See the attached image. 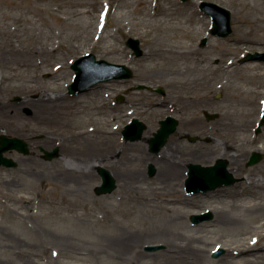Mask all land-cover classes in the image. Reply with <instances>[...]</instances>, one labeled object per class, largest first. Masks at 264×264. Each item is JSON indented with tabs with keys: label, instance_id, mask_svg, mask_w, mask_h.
Returning <instances> with one entry per match:
<instances>
[{
	"label": "rangeland",
	"instance_id": "rangeland-1",
	"mask_svg": "<svg viewBox=\"0 0 264 264\" xmlns=\"http://www.w3.org/2000/svg\"><path fill=\"white\" fill-rule=\"evenodd\" d=\"M146 1L142 10L136 11L140 7V0H98L96 4H93L94 0H0V66L3 68V70L0 68V74L8 78L14 94L21 101L29 102L30 106L25 107L35 111V118L31 119L24 112V105H21L19 134L23 136L24 132L31 131L33 127L37 137L47 133L54 144L61 146V152L65 156L67 154L66 158L64 156L55 158L50 164L44 162V165L49 168L43 166L44 160L39 159L37 155H32L29 157L35 159L34 161L20 160L19 167H6L0 173V226L10 227L23 233V218L12 212L13 208L22 206L20 211L27 212L29 209L34 214L30 224L35 229L43 227L50 236L69 233L79 240L78 243L86 244L88 241L92 242L90 241L92 239L99 242L102 236L108 234V225L116 227L117 223H125L139 226L142 222H151L152 216L163 214L167 204L154 196L151 201L139 200L138 195L145 193L151 195L149 186L155 181L157 173L150 175L149 165H155L151 157L158 155L150 151L149 140L157 132L160 126L159 120L168 113L181 119L196 120L195 127L181 124V127L170 137L176 142L173 146L174 151H184L186 148L185 151L189 153L212 155L217 150L229 151L232 146L225 144L229 141L234 144L240 155L242 151L245 153L252 146H263L260 152L264 154V133H262L264 125L259 133L256 132L264 108V84L255 87L250 100L244 101L240 95L242 94L240 90L242 77L237 71L230 72L227 69L231 61L235 65L251 61L264 63V60L244 61L250 53H264V37H261L262 32L255 28V24L260 20L264 21V9L260 8L261 11L257 12V6H262L264 0H246L256 5L249 10L239 7L240 0ZM203 1L215 2L231 11L233 32L230 35L221 37L212 34L213 20L201 9ZM160 7H163L162 10H159ZM193 12L195 16L190 19ZM163 20L166 23H163ZM105 25L107 27L104 29L102 38L98 39L95 26L102 30ZM181 33L188 34L189 38H180ZM129 37L140 40L144 51L142 56L136 57L132 49L127 46ZM204 38L207 40L205 45H203ZM259 40L263 43H253ZM218 41H221L222 45H219ZM8 42L12 45L11 47L21 51L48 49L53 52L49 56L32 57L34 64L21 65V67L18 62L19 56L8 57L6 58L8 61H2L3 47ZM183 45L197 49L200 56L180 52L179 50L185 49ZM237 47L246 48L237 50ZM169 48L174 51H166ZM156 49L161 51L156 52ZM86 53H93L98 59L125 63L132 67L135 74L130 82L133 85L143 83L154 88L163 87L166 90L165 95L149 89L134 90L132 93L131 98L140 102L139 110L144 113L143 119L148 124V129L141 140L126 141L122 134L128 118L122 114L123 105L121 102H116V96L124 93L126 88L124 83L104 82L110 87L85 97L69 93L68 88L73 82L75 73L71 64ZM58 67H60L59 70H57ZM35 85L42 86V92L50 96L58 95V99L63 94L68 98L71 108L78 106L95 107V109L82 115L74 114L71 108L67 110L60 106L50 108L42 105L33 101L36 97L34 98V94L28 88ZM162 102L166 105L165 107L159 106ZM61 103L62 100L60 105ZM206 112L217 113L223 117L217 121L209 120ZM225 117L230 119L234 125L232 127L236 129L231 128L234 132L224 130L217 133L215 131V128H218L217 122L220 120L225 126L227 122ZM105 121H111V127L105 129L102 124ZM237 128L247 130L248 139L255 140L251 144L246 143L245 134ZM103 129L116 131L115 139L125 152L120 153L116 150L115 154L103 156L100 153L103 149L107 151L103 154H106L113 148L102 146L100 147L102 149H99L92 145L89 147L94 148L96 153L89 157L79 155L76 150H85L83 149L85 141L91 136L99 137L97 132ZM5 130L9 133L11 131ZM13 134L11 131V135ZM208 136H211V139L213 137L215 141L210 143L207 140ZM193 137L197 140H191ZM223 140L224 146L215 145L222 143ZM135 143H141V146L134 147ZM210 145H214V148L210 149ZM220 154L215 156L218 157ZM72 156L85 160L84 164L77 163L81 165L80 172L91 170L97 179L95 176L86 180L82 179L83 182L86 181L82 185L76 181L77 173L66 172L69 167L67 165L80 162L72 161L70 159ZM227 157L225 155L221 158L227 160ZM90 158L100 162L109 161L107 163H110V169L105 168L117 174L116 188L110 192L111 198L115 194L116 199L105 200V205H101L100 200L103 194L99 195L96 192V187L102 183V176L97 173L98 169L93 170L92 166L86 165ZM119 161L121 164L117 165ZM245 166L254 167L255 165L249 166L247 160ZM129 169L138 170L142 176H145L137 179V183H132V187L129 185L131 181L129 179L124 181L122 177ZM58 175L61 176L58 177ZM62 175L73 177V181H63ZM234 176L237 182L224 187L231 188L233 185L245 182L244 175ZM92 180H96L94 184L91 183ZM174 189L181 190L184 194L187 192L185 182ZM172 190L173 188L170 187L169 191ZM138 191H144V193L138 194ZM4 194L12 200L22 196L24 200L29 201V204L13 202L7 196L3 197ZM227 200L226 198H204L201 202L190 204L187 206L189 212L183 222L192 228L212 223L215 216L209 208L213 207V204L216 207H222V205L224 207ZM206 212L212 213L211 218L199 223L193 221L194 215ZM85 213L89 215L88 220L91 221L88 227L80 218H77L78 215L83 216ZM219 235H221L219 232L210 234L212 237ZM3 238L0 237V257L12 258L18 264H26L22 258L23 252L12 247L15 244L14 241ZM214 242L211 257H214L218 249L216 244L218 241ZM148 247H155L157 250L151 251ZM53 248L55 247L50 246L43 251L34 247L31 251L41 254L40 262L46 264L49 261H53L50 264H55L59 257L60 264H93L94 259L90 255L88 257V253L82 249V252L69 251L67 254L71 255V258L68 259L64 255L66 252ZM164 249L163 243H146L143 247L145 252L152 254ZM103 256L104 259H99V262L113 261L110 256L106 254ZM236 262H241L240 258L234 261ZM259 262L264 264L262 260Z\"/></svg>",
	"mask_w": 264,
	"mask_h": 264
},
{
	"label": "bare ground",
	"instance_id": "bare-ground-1",
	"mask_svg": "<svg viewBox=\"0 0 264 264\" xmlns=\"http://www.w3.org/2000/svg\"><path fill=\"white\" fill-rule=\"evenodd\" d=\"M97 2L98 0H94L93 4H96ZM146 2V0H140V7L137 8L136 11H141L143 4ZM238 5L241 9L245 8L247 10L256 7L255 3H249L246 0L238 1ZM162 8L163 7H160L159 10H162ZM260 8L264 9V3L260 7L257 6V12L261 11ZM194 16L195 13L193 12L190 19ZM163 21H161V23ZM169 21H172V19H169ZM163 23H166V21ZM106 27L107 25L100 30L97 26H95L98 39L102 38V34ZM255 28L259 32H262L260 36L264 37V21L260 20L259 23L255 24ZM179 36H181L180 38H189L186 33H181ZM253 43L262 44L263 42L259 40V42L254 41ZM218 44L222 45V42L218 41ZM11 46L10 42H8L3 47L4 60L2 59V61H8L6 60L8 57L19 56V66L34 64L32 57H41V55L49 56L53 52L48 49H42L41 51L27 49L25 51H21ZM182 47H185V49L179 50L180 52L200 56L197 49L187 48L184 45ZM245 48L246 47H237L236 49L244 50ZM160 51L161 49H156V52ZM166 51L173 52L174 50L169 48L166 49ZM59 68L60 67H58L57 70H59ZM227 69L230 72L237 71L242 77V86L240 89L242 94L240 95L244 101L250 100L255 87L264 84L263 62L251 61L242 65H235V63L231 61L228 64ZM109 87L110 85L107 83L98 84L97 86L91 87L87 91L81 93L80 97H85L90 93L96 94L97 92ZM28 88L34 94V98L36 97L33 101L39 102L42 105L49 106L50 108L60 106L67 110L72 107V105H70L67 101L68 98L64 97L63 94H61L60 99H58V95L50 96L49 94H46V92H42V86L40 85L28 86ZM61 100L62 103L60 105ZM28 104L29 102L22 101V105L28 106ZM159 106L165 107L164 102L160 103ZM93 109H95V107L85 108L74 106L70 110L74 114L83 115L89 113ZM225 119L227 121L225 126L223 123L219 126V128H215L217 133L224 130L234 132L233 129H236L232 127L234 125L230 122L229 118L225 117ZM193 122L194 124L192 126L195 127L196 120L191 118V123ZM110 123L111 121H105L102 124L106 129L111 127ZM105 129L97 132L99 137L91 136L90 139H87L83 148L85 150H76L79 155L89 157L93 153H96L94 148L89 147L92 145L97 146L99 149H102L100 148L102 146H109L113 148L112 151L106 154H103L107 152L103 149L100 152L103 156L115 154L116 150L120 153L125 152V149H121L120 143L115 139L116 131ZM237 129L242 130L245 134L246 143L251 144L255 140L248 139L249 135L247 130L243 128ZM0 133L7 134V131L5 129L0 130ZM262 133H264V127ZM146 138L148 139V137ZM209 138L211 140L210 143L215 141L213 137L212 139L211 136ZM218 144L224 146V140L222 143H217L215 145L217 146ZM225 144L230 145L229 147L232 146V148L229 149V151L224 149L219 152L217 150L212 153L213 156L205 153L197 155L195 153H189L188 151L186 152V148L184 151H174L175 149L173 146L176 145V142L173 139H170L163 149L157 154L158 156L155 155L151 157V161L157 167V176L155 181H153L149 186L151 195L146 193L141 194L138 195V199L151 201V198L154 196L159 198L162 203L167 204V206L164 207L163 214L159 213L152 216L151 222L149 223L142 222L139 226L125 223H117L116 227L108 225V234L102 236L99 242L92 239L90 240L92 242L88 241L86 244H80L77 242L79 240L72 234H56L50 236L40 225L41 229H35V227L30 224L34 214L30 212L29 209H27V212H22L20 209L23 207L17 206L15 208L12 207V212L18 217L23 218L24 232L21 233L16 229L1 225L0 237H4L3 239L7 241H14L15 244L12 247L17 251L19 250L20 252H23L24 256L22 255V258L25 260L26 264H46L40 262L41 254L32 252L31 250L34 247H37L39 250L45 251L50 246H54L55 248L53 249H60L62 252H66L64 255L68 259L71 258V255L69 256L67 254L69 251L79 250L82 252V249L88 253V257L90 255L94 259L93 264H260V260L264 261V160L254 167L245 166V162L249 159L252 152L263 150V146H252L250 150L245 153L242 151V155H240L235 149L236 147L234 144H231L229 141H226ZM133 146L139 148L141 143H135ZM210 146V149L214 148V145ZM72 153H74V151H72ZM218 153L221 154L218 157L215 156L218 155ZM225 155L228 156L227 161L230 167L229 171L233 175H244V183H241L240 185H233L231 188L224 186L218 187L212 191L194 195H191L188 192H185V195L181 190L176 191L174 189V187L187 181L189 178V167L191 164L207 166L221 159V157ZM70 159L72 161H80L76 162V164L67 165L69 167L66 170V172L69 173L72 171L77 173V182L84 185L83 183L86 181L83 182L82 179H90L91 176H95V179H97V176L94 175V173H91L93 172L91 170L87 172L79 171V169H81V165L77 163L84 164V159L77 158L75 156L70 157ZM107 162H100L94 158H90V160L86 162V165L92 166L91 168L93 170H95L94 168L99 170V168L102 167H109L110 169V163ZM116 164H121V161ZM112 174L114 177L117 176L115 172ZM60 176L61 175H58V177ZM62 176H64L63 181H73V177L65 175ZM122 177H124V181L125 179H129L131 181L129 185L132 187V183H137V179L140 177L144 178L145 176H142L138 170L132 171L129 169L125 175H122ZM95 181L96 180H92L91 183L94 184ZM170 187L173 188L172 191H169ZM135 192L137 193V191ZM140 193H144V191H138V194ZM110 194L111 193L101 195V205H105V200L111 198L112 195L110 196ZM2 196L4 197L7 195L4 194ZM114 196L111 200L116 199ZM7 198L13 202L15 201L16 203L26 202L29 204V201L24 200L22 196L14 200L8 196ZM204 198H226L228 200L226 201V206L224 207L223 205L222 207H216L214 206L215 204H213V207L211 206L209 208L215 216L212 223H205L199 228H192L183 222V220L186 219V214L189 212L187 206L196 202H201ZM77 218H80V220L87 225V227L91 225V223H89L91 221L88 220L89 215L87 213L83 216L78 215ZM214 232H219L221 235L217 237L210 236V234ZM36 236L38 239H34ZM216 240L218 241L216 244L220 247L219 252H222V254L217 258H214L211 257V254L214 251L212 250V245ZM32 241L34 243H32ZM146 243H163L165 245V249L154 254L147 253L143 250ZM6 245L10 246V244ZM104 254L110 256L113 261H107L104 263L99 262V259H104ZM26 257L28 258L26 259ZM238 258H240L241 262L234 263V261L238 260ZM59 259L60 257L56 260L57 262L55 264H60ZM50 263H53V261H49V263L47 262V264ZM0 264H18V262L14 261L12 258L5 259L0 257Z\"/></svg>",
	"mask_w": 264,
	"mask_h": 264
},
{
	"label": "water",
	"instance_id": "water-1",
	"mask_svg": "<svg viewBox=\"0 0 264 264\" xmlns=\"http://www.w3.org/2000/svg\"><path fill=\"white\" fill-rule=\"evenodd\" d=\"M202 8L207 11L214 18V27L212 29L213 34L219 36H227L232 31L231 25V13L228 9L219 6L218 4L211 2H203ZM206 43L204 39L203 44ZM133 48L135 54L140 56L143 51L140 47V41L135 38H130L127 43ZM247 59H264V53L251 54ZM73 68L77 70L76 81L70 86L71 93H78L87 89L88 87L98 83L99 81L109 80L111 78H125L131 77V69L124 64H114L107 60H97L94 54L78 59ZM143 87V86H141ZM145 87V86H144ZM152 89V87H149ZM159 91H162L159 89ZM264 124V113L262 116L261 124L258 127V132L261 130V126ZM177 128V120L174 118H168L164 121L163 126L155 133L154 137L150 140V148L153 152H158L167 143L169 136L175 132ZM146 125L139 123L136 120L133 124L126 126L123 134L127 140L141 139ZM2 151L14 146L19 147L24 153H28L27 143L23 139L9 138L4 136L2 139ZM58 148L56 149V151ZM55 154H53L54 156ZM52 156V157H53ZM263 158V154L254 152L249 160V165L256 164ZM3 162L8 166L13 165V161L7 157L1 158L0 163ZM191 174L187 181V189L191 193L199 191H207L214 189L221 185L231 184L236 179L228 172L227 163L225 160L219 161L216 165L210 167H203L199 164H192L190 166ZM150 174L153 175L156 171L155 166L151 164L149 166ZM102 175L104 183L99 188V192L111 191L115 187V180L108 170L102 169ZM211 214L195 215L194 221H200L201 219L210 217Z\"/></svg>",
	"mask_w": 264,
	"mask_h": 264
},
{
	"label": "flooded vegetation",
	"instance_id": "flooded-vegetation-1",
	"mask_svg": "<svg viewBox=\"0 0 264 264\" xmlns=\"http://www.w3.org/2000/svg\"><path fill=\"white\" fill-rule=\"evenodd\" d=\"M0 68L3 70L2 66H0ZM115 81L116 80L112 82H115ZM124 83L126 86L125 88L126 90L124 91V93L116 96V100H119V98H122V100H120L121 104L123 105L122 114L128 118L127 122H130V120H132L133 118H138L139 120L144 121L143 119L144 113L141 112V110H139L141 109L140 102L137 100H133L131 98L132 93H133V88L135 87V85L131 84L130 80H124ZM21 105H22V101L21 99L16 98L13 87L11 86L10 83H8V78L5 75L0 74V130L8 129V130L13 131L14 133L13 135H11V131L10 133H7V135L9 136H14V137L20 136L18 129L20 127L19 120H20ZM132 108L134 111L133 113H132ZM23 109H24V112L28 116H30L31 119L35 118L34 116L35 113L33 109L25 107V106ZM163 118L159 120V124ZM178 119H179V125L182 124V126H188V125L192 126L194 124V122L191 123V119H185V118L184 119L178 118ZM218 119H220V115H217L215 117L216 121ZM217 125H218V128L220 125H222L220 120L217 122ZM26 127L28 129V125H26ZM24 133L25 134L22 137H24L25 140L29 143V149L31 153L28 155H24V154H21V152H19V150L17 149H11L5 152V155L7 157L12 158L18 162L17 165L12 166V167H19L20 160L34 161L35 159L29 156L37 155L39 159L44 160L43 166L49 168V166L44 165V162H47L50 164L52 162V159L47 158L48 155L46 154V151H52V149L55 147L56 144H54V142L51 141V138L49 137V135H47V133H44V135L41 137H37V134H35V129L33 127H31V131H26ZM2 135L4 134L0 133V138L2 137ZM59 152H60V155L57 158L63 156L61 152V147L59 149ZM68 152L69 150L67 151V153ZM25 156H28L29 158ZM5 168L6 166L1 165L0 173H2Z\"/></svg>",
	"mask_w": 264,
	"mask_h": 264
}]
</instances>
